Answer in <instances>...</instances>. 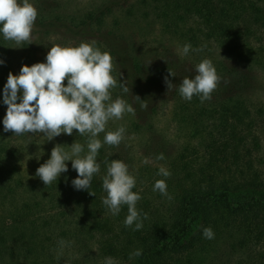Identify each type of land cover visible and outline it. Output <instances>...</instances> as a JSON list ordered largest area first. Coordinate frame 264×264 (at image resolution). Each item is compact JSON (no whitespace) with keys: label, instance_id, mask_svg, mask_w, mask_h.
<instances>
[{"label":"trees","instance_id":"16d2710c","mask_svg":"<svg viewBox=\"0 0 264 264\" xmlns=\"http://www.w3.org/2000/svg\"><path fill=\"white\" fill-rule=\"evenodd\" d=\"M35 1L38 23L59 29L69 41L64 46L94 42L111 54L112 74L119 83L122 73L131 92L117 87L112 98L127 100L135 116L125 123L108 122L106 131L124 125L126 132L118 147L99 149L100 172L89 188L95 196L72 186L77 172L71 161L65 162L67 172L45 186L25 168L30 150L38 146L35 134L3 130V88L9 72L17 75V49L0 33V264H105L106 258L114 264H264V98L252 97L258 74L264 73V0H102L69 16L59 0ZM118 10H125L121 19L115 16ZM148 23L181 47L190 43L202 51L163 64L146 61L121 29ZM205 58L222 80L210 100L201 103L194 96L186 101L179 84L193 78ZM166 76L176 85L172 91ZM161 98L171 101L177 147L168 154L163 136L151 144L145 140L137 151L130 140L151 132L152 124L141 123L143 113L151 103L153 111L159 103L154 100ZM104 135L99 134L102 141ZM66 136L70 145H86L87 137L75 129L55 138L59 142ZM160 153L163 160L156 159ZM49 158L46 154L41 161ZM114 159L125 162L136 177L133 191L142 197L136 207L148 217L140 230L125 227L126 205L114 216L102 203L105 161ZM160 166L171 172L166 178L171 200L153 191L155 181L165 179L157 175ZM203 227L213 229L214 239L203 237ZM61 240L67 243L61 246ZM136 249L142 255L129 259Z\"/></svg>","mask_w":264,"mask_h":264},{"label":"clouds","instance_id":"9594fccd","mask_svg":"<svg viewBox=\"0 0 264 264\" xmlns=\"http://www.w3.org/2000/svg\"><path fill=\"white\" fill-rule=\"evenodd\" d=\"M37 16L38 10L30 0H0V33L5 40L14 41L17 46L24 42L33 43L32 32ZM190 51L199 52L202 48L193 49L190 43H186L181 55L186 56ZM3 63L0 60V64ZM113 71V57L108 51H101L94 42H81L77 46H51L45 62L22 65L17 75L9 72L3 88V103L7 106L3 118L4 132L11 131L17 136L43 133L46 140H52L62 133L72 135L75 129L80 136L87 137L86 145L74 141L70 151L61 144L52 148L50 158L36 169V176L45 186L56 182L61 173L67 172L65 162L71 161L77 172L72 186L76 190L89 191L93 176L100 172L97 162L99 149L104 144L118 147L124 139V125L115 131H106L110 120H120L126 113L135 115V108L127 100L119 96L112 98V90L117 87L123 93L130 92L123 82L122 73L118 83ZM195 73L193 78L182 79L178 92L186 101L197 96L203 103L211 99L222 77L207 58L196 65ZM168 75L175 76V73L168 70ZM164 82L168 91L176 88L167 76ZM133 97L140 101L142 109L147 108L139 96ZM101 133H105L103 141L99 138ZM164 158L163 153L156 157L157 160ZM105 163L107 171L102 177V187L106 196L102 197L103 205L114 216L119 215L122 206L126 205L125 227L134 225L133 230L142 229L143 220L148 217L136 207L142 198L139 192L133 191L136 177L119 159ZM143 163L147 164L149 160L145 159ZM157 175L165 179L156 180L153 191L171 200L166 183V178L171 176L170 170L160 166ZM89 194L95 196L94 192L89 191ZM202 235L206 239H214L215 236L211 227H203ZM59 243L64 246L67 242L61 240ZM141 255L142 250L136 249L129 259ZM105 264H114V261L106 258Z\"/></svg>","mask_w":264,"mask_h":264},{"label":"rangeland","instance_id":"374dc122","mask_svg":"<svg viewBox=\"0 0 264 264\" xmlns=\"http://www.w3.org/2000/svg\"><path fill=\"white\" fill-rule=\"evenodd\" d=\"M100 1L102 0H59L63 12L68 16L70 15V12L79 14L86 8L98 4ZM30 3H32L38 10L39 7L37 5V1L30 0ZM124 11L125 10L116 11L115 16L121 19V16L125 13ZM112 18L113 17H110L108 20L110 24ZM110 24L109 27H111ZM121 30L124 31L123 33L127 37L131 38V41L138 52L142 55V58L148 62L153 64H163L167 61H170L171 59L178 60L179 57L182 56V47L179 45L180 43L162 35L158 27L154 26L153 24L148 23L144 26L124 25L122 26ZM32 42L33 43L30 44L24 42L19 46L16 45L17 50L15 65L17 74H19L22 65L31 66L37 62H45L46 54L51 46H64V44H67L69 41L59 29L42 26L36 19L32 32ZM252 97L255 98V100L264 98V73L258 74L256 89L252 93ZM158 101L159 103L153 111L149 110L152 106V103L149 105L148 110L143 113V115L146 114V116L144 115L143 117L145 120L141 121L143 126H146L145 124H147V126L152 124L150 129L151 132H144L147 135H139L130 140V145L133 146V149H136L137 151L143 150L142 148L145 140H149V144H151L152 141L153 143L155 142L156 138L164 139L163 136L166 137V139L163 140V150H165L168 154L177 147L179 141L175 136L174 125L170 120L171 101L161 98L159 100L155 99L154 103ZM134 116L132 114L126 113L122 119L113 120V122L125 123ZM34 137L38 140V146L31 149V155L29 156V159H25V168L31 176H36V169L43 164L41 158L46 154L50 155L51 150L55 145L61 144L65 150H69L70 148V138L67 136L62 138L59 142H57L55 137L52 140H46L47 138L43 135V133H37ZM157 142L160 143L162 140L158 139ZM39 154H41L42 157H39L40 159L38 161H34V157L38 156Z\"/></svg>","mask_w":264,"mask_h":264}]
</instances>
